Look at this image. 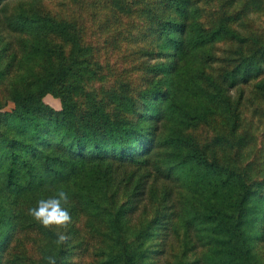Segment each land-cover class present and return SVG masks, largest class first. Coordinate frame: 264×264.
<instances>
[{
	"label": "trees",
	"instance_id": "obj_1",
	"mask_svg": "<svg viewBox=\"0 0 264 264\" xmlns=\"http://www.w3.org/2000/svg\"><path fill=\"white\" fill-rule=\"evenodd\" d=\"M46 256L264 264V0H0V264Z\"/></svg>",
	"mask_w": 264,
	"mask_h": 264
},
{
	"label": "clouds",
	"instance_id": "obj_2",
	"mask_svg": "<svg viewBox=\"0 0 264 264\" xmlns=\"http://www.w3.org/2000/svg\"><path fill=\"white\" fill-rule=\"evenodd\" d=\"M71 201L67 191L56 190L53 195L36 201L27 209V215L45 229H55L56 243L65 245L70 239L68 227L72 223ZM46 264H58L57 257L46 256Z\"/></svg>",
	"mask_w": 264,
	"mask_h": 264
},
{
	"label": "rangeland",
	"instance_id": "obj_3",
	"mask_svg": "<svg viewBox=\"0 0 264 264\" xmlns=\"http://www.w3.org/2000/svg\"><path fill=\"white\" fill-rule=\"evenodd\" d=\"M44 101L56 109H58L60 107L59 101L51 95H46L44 97ZM12 107H13V104L11 102H8L5 105L4 110H8Z\"/></svg>",
	"mask_w": 264,
	"mask_h": 264
}]
</instances>
